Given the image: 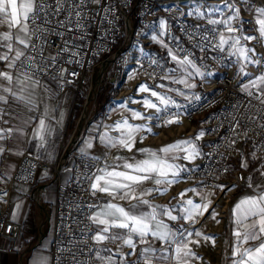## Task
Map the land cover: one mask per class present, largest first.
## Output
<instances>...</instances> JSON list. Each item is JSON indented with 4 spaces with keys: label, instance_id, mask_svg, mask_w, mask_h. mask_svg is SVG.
<instances>
[{
    "label": "built area",
    "instance_id": "2783aa9c",
    "mask_svg": "<svg viewBox=\"0 0 264 264\" xmlns=\"http://www.w3.org/2000/svg\"><path fill=\"white\" fill-rule=\"evenodd\" d=\"M106 3L114 9V15L109 17L110 23L101 24L100 16L95 15L100 8L90 5L88 10L91 22L83 33L74 30L67 34L69 38H75L69 45L70 52L77 51L78 55L72 57L70 52L63 54L58 64L67 71L62 77L55 72L29 74L39 80L50 79L56 82L61 94L67 93L70 88L74 89L76 99H85V108H88L95 89L91 83L95 78V70L96 77L100 76V85L104 81L112 84L113 79H120L126 83L137 80L156 86H173L184 95L176 91L173 99L176 105H170L169 112H161L162 119L156 120V125L166 127L163 119H167L170 113H176L180 122L183 118L186 121H200L206 128L204 138L209 143L202 157L194 163H188L189 171L184 172L182 179L187 184L201 186L205 191L218 190V185L226 186L224 191L232 187H247L251 172L247 167H242V163L254 167L264 165V104L255 98L258 94L250 89L245 90L246 84L254 77L264 74V40L255 39L254 59H259L261 63L256 64L252 70L253 75H245L239 67V55L231 54L228 45L224 46L223 51L212 46L219 40L218 36L212 39L215 36L211 31L213 28L225 34L227 32L223 25H210L207 19H222L230 13L228 9L221 8L223 16L213 14L211 17L197 19L187 15L189 5L186 0H106ZM59 19H64V15ZM162 20L168 33L163 37V42L173 50L178 45L183 49L178 55L181 58L188 55L206 74L201 77L193 69H188L193 71L195 88L188 89L174 82L183 76V71L169 72V69L177 68L176 62L168 56V48L152 40L154 35L159 37ZM248 20L243 22L249 24ZM254 31V36L259 37L256 28ZM81 35L84 39H80ZM204 36L209 39H202ZM52 39L55 44H61L60 38ZM34 43L38 44L39 41ZM201 47H204V51H201ZM56 51L54 45L44 48L45 56L55 54ZM69 59L78 62L67 63ZM153 59L159 60L160 67L150 63ZM20 63L22 61L17 63L18 69ZM54 75L56 79L52 78ZM165 75L170 78L164 79ZM249 91L253 95L249 96ZM194 96H199V99H190ZM81 131L82 128L77 126L71 137L62 144L55 163L42 160L30 152L24 154L8 184L0 190V237L14 238L21 229V225L9 217L15 184L37 186L40 172L51 170L57 184L51 264H69L68 249L77 253L81 261L100 263L95 258V249L92 252L88 250L94 242L89 240L85 244L83 241L94 234L88 231L89 227L95 229L88 217L94 214L99 200L106 195L99 192L93 195L89 191V181L81 174L96 172L97 168L106 166L110 168L113 160L111 154L106 153L98 161H89L81 151L76 150L74 145ZM72 155L75 164L71 178L64 182L60 173ZM89 163L95 166L86 167Z\"/></svg>",
    "mask_w": 264,
    "mask_h": 264
},
{
    "label": "snow or ice",
    "instance_id": "6c2138e0",
    "mask_svg": "<svg viewBox=\"0 0 264 264\" xmlns=\"http://www.w3.org/2000/svg\"><path fill=\"white\" fill-rule=\"evenodd\" d=\"M241 2L247 6L249 0H241ZM186 3L189 5L188 16H195L197 19L211 17L213 14L223 16V11L219 5H209L206 3V0H186ZM223 3L224 8L229 10L230 15L222 19L209 18L207 19V23L210 25H223L226 32L232 35L226 38L224 32L213 28L211 31L215 33V36L212 39L218 36L219 40L218 43L212 46L223 51L224 46L228 45L232 50L231 54L239 55L248 63L260 64L261 61L259 59L254 60L249 56V53L255 54V49L241 45V41H252L258 38L264 40V7L254 9L258 17L256 23L259 25V37H257L244 34L240 8L237 6L235 0H231V2L230 0H223ZM90 5H96L100 8V11L96 12L95 15L100 16L101 24L111 22L109 17L114 15V9L110 4L106 3V0H19V2L18 0H0V25H6L9 29L7 32L0 33V48L7 49L6 52H0V61H8V69H17V63L22 61L20 69H23V71L20 74L24 77L21 80L19 77L14 78L9 71H0V122L4 124L9 122L3 119L5 115H8L4 106L9 104V98L26 104L33 102L32 95L36 87L40 86V81L29 73L38 72L45 74L55 72L62 77L63 73L67 71V69H61L58 64L63 54L70 52L69 45L75 39L69 38L67 34L74 30H80L83 33L87 24L91 22V13L88 10ZM61 15H64V19H59ZM181 15H184V13L181 12ZM234 21L235 25L233 24ZM160 25L161 31L159 37L154 35L152 36V40L161 43L162 47L168 48V45L163 42V37L168 34L165 22L163 20L160 21ZM197 27L199 26L197 25ZM12 29H15L14 34ZM60 29H63V31ZM236 33H239V35H236ZM53 37L60 38L61 44H55L52 39ZM171 38L174 40L179 39L178 37ZM80 39H84V36L81 35ZM202 39L207 40L209 37L204 36ZM13 40H15L17 45L23 46V50L19 47H14ZM34 41H39V43H34ZM53 45L57 49L56 53H49L45 56L44 48ZM197 46L200 47V45ZM76 47H79V45ZM141 51L143 50L141 49ZM181 51L183 49L178 45L175 50L168 48V56L177 64V68H172L168 71L175 73L178 70H182L185 78L174 82L183 84L188 89L195 88L196 85L194 83L188 82V77L193 75L188 69H193L195 74L201 77L206 74L200 70L188 55L181 58L178 55ZM201 51H204V47H201ZM13 52L15 53L14 56L10 55ZM70 55L76 57L78 52L71 51ZM37 57H39V62L37 61ZM66 62L73 63L78 61L69 59ZM150 63L160 67L159 60L153 59L150 60ZM20 69H17V71H20ZM241 71H243V67ZM71 74L75 75V73ZM244 74L248 75L246 72ZM52 78L56 79L57 77L54 75ZM163 78L169 79L170 77L165 75ZM13 83L17 86L18 91L13 90ZM250 84L252 87H264V74L258 76ZM159 87L164 86L159 85ZM248 87L247 85L245 86L246 91ZM138 91H150L151 96L159 100V105L145 98L143 101L145 107L155 109V113L145 117L138 111H132L133 119L161 120L160 113L169 112V106L176 105V101L171 97L151 90L146 84H141ZM176 91L180 95H184L183 92ZM26 92L27 95L25 94ZM248 95L251 96L253 93L249 91ZM255 98L264 104V91H261ZM190 99H199V96L190 97ZM178 122L176 113H170L167 119H163L165 126ZM106 129L118 131L119 135L112 136L106 130L98 137L100 143L105 148H123L129 152L135 147L138 133L145 129L149 133L152 132L150 125L130 124L127 119H124L122 122L117 121L114 126H106ZM15 131H18V129L0 128V156L5 151L11 152L10 149L4 146L3 141L10 139ZM50 134L51 129L46 125L44 119H40L36 132V135L39 136L40 147H44L46 136ZM203 135V131L199 132L196 139H200ZM144 138L143 136L140 137L141 140ZM92 147L91 140L87 141L85 147L81 149V153L85 157H88L89 161H98L100 159L98 156H89L87 152V149H91ZM137 151L143 154L142 159H135L133 157L131 162L125 159L124 163L120 166H110L111 170L106 166L105 168H97L96 172L81 174L84 179L89 181V191L93 195L99 192L107 194L112 199L118 197L121 200L136 201V203L130 204L127 209L109 201L99 212L89 216L88 218L92 225L95 226V229L89 227L88 231L94 232V234L88 236V239L83 242L85 244H88L89 240L94 242L93 245L89 246L88 250L92 252L95 249V258L100 264H154V258L157 257L158 253H161L159 258L171 260L173 264H190L192 258L199 259V257H197V254L192 251L189 245L200 243V240H191L190 238L193 235L201 237L203 233L200 231L173 230L160 217L167 216L172 221L183 219L186 222L194 224L197 222V217L202 218L206 213H209L212 203L209 197L213 193L205 195L197 193V195H200L201 202L195 203L192 199L183 200L186 191L195 192V189H187L185 192H181L180 215H173L175 206L170 208L168 205H153L148 199H144L143 197L153 192L158 194L167 192L168 186L179 182L182 172L189 171L186 167H181L170 162L181 158L176 155L177 152H184L185 155L182 158L189 161L195 160L200 155V152L192 140H178L158 150L140 148ZM16 154L22 155V153ZM117 159L124 158L118 157ZM85 166L94 167L95 165L89 163ZM118 167H122L124 170H117ZM242 167H247V164L242 163ZM3 178H5L4 174H0V179ZM147 181H151L156 187L143 189L139 195H136V189ZM249 186H252L251 177H249ZM217 187L221 191H224L226 186L218 185ZM256 191V195L241 198L235 204L233 208L234 222L238 226L243 224L244 221L251 222L245 224L246 230L243 233L237 230L234 231L233 235L238 244H244L250 240L259 241V243L246 248L234 247L233 256H239V259L233 260V264H264V188L257 185ZM3 195H6V193H3ZM142 206H147L150 210H142ZM16 207L18 209L19 205ZM89 207H94V205H90ZM117 229L121 231H115ZM149 237L152 240L160 241L164 245L170 246L172 248V255L165 254L168 252L167 247L162 250L153 247L149 241ZM204 240H212V243H215L210 236H204ZM109 241L117 244L115 253L111 249L102 247L105 242ZM138 246L139 251H137ZM125 247L129 249L126 253L122 251ZM68 252L70 254L69 264H91L90 260L81 261L78 259V254L73 253L71 249H68ZM102 253H110V255L105 256ZM117 257H119V260ZM132 257H136V259L131 260ZM36 264H44V262L42 259H38Z\"/></svg>",
    "mask_w": 264,
    "mask_h": 264
},
{
    "label": "crops",
    "instance_id": "0c3cea01",
    "mask_svg": "<svg viewBox=\"0 0 264 264\" xmlns=\"http://www.w3.org/2000/svg\"><path fill=\"white\" fill-rule=\"evenodd\" d=\"M19 2V0H18ZM212 3L211 1H209ZM235 23V22H234ZM9 31L6 25H0V33ZM13 34L15 33V29H12ZM232 35L226 33L225 36ZM236 35H239L237 33ZM245 40L241 41V45H244ZM14 47H19L23 50V46L17 45L15 40H13ZM7 49L0 48V52H6ZM14 52L10 55L14 56ZM8 61H0V71H9L13 75V77H19L21 80L24 77L20 74L21 71H17V69H8L7 68ZM241 63V64H240ZM246 62L244 59L239 56V66L243 67V72L247 73L248 69L244 67ZM193 73V71L189 70ZM194 75V74H193ZM188 77V82L193 83L192 78ZM185 78L183 74L182 77L178 78L176 81ZM36 79V78H35ZM39 80V79H38ZM253 80V79H252ZM251 80V81H252ZM40 86L36 87L34 94L32 95V103L26 104L24 102H17L9 98V104L4 106L8 115L3 117L4 120H8L7 124L0 122V128H13L18 129L12 134L10 139H6L3 141L4 146L7 149H10L11 152L5 151L2 156H0V174H4L3 179H0V190L3 189L11 179L10 177L14 173V170L18 166V162L20 158L30 152L38 155L42 160H45L50 163H55L57 160L59 151L61 150L62 144L67 141L72 132L80 126L82 128V134L78 141L75 143L74 147L76 150L81 151L82 148L85 147L87 141L91 140L93 147L91 149H87V152L91 156H98L101 158L106 153H110L112 156V165L120 166L124 163L125 159L128 162H131V159L134 157L135 159H142L143 154L137 151L140 148H149V149H160L161 147L175 143L178 140H192L195 147L199 150L200 155L196 157L195 160L189 161L185 160L182 157L185 155L184 152H177L176 155L181 157L180 159H176L174 161H170L181 167L188 166V163L196 162L200 157H202L209 145L208 140L204 138V135L200 139H196L199 132L203 131L205 134L206 128L204 125L200 123V121H186L183 120L178 123H173L166 127H158L152 128V132L149 133L146 129L142 130L136 136V144L131 152L123 148H105L103 144L99 141V135L104 133L106 130L109 131V134L112 136H118L119 132L106 129V126L112 125L114 126L117 121H123L127 119L130 124H146L152 125V123L148 122L146 119H133L132 118V105L130 103L124 104L120 103L123 96V92L119 94L117 99L111 98L107 106L104 108V112H101L97 116L90 121H87L83 125H78L79 120L73 118L74 109L80 105L82 99H76L74 89L70 88V90L61 94L59 90H57L56 82L50 79H40ZM6 83V82H5ZM132 84V83H131ZM130 84V86H131ZM180 84V83H179ZM102 85V84H101ZM106 85H109L110 88L117 87L120 90L125 89L126 82L121 81L120 79L112 80V84H105V91H107ZM184 86L183 84H180ZM248 89L252 90V86L250 83L246 84ZM13 90L18 91L15 83L12 85ZM264 88V87H261ZM253 91V90H252ZM254 92V91H253ZM27 95V92L25 93ZM143 95L150 96V92H142L136 97L141 98ZM163 95L171 97L172 99L176 96V90L173 86L164 85L163 87ZM143 99H135L134 101L138 104L142 105V109H147L145 115H153L155 113V109L146 108ZM83 101V100H82ZM81 107H84V101L82 102ZM79 107V108H81ZM85 109V108H84ZM84 113L82 111L81 117H84ZM80 118V117H79ZM44 119L46 125L51 129V134L46 136V142L44 147H40L39 136L36 135L37 128L39 126V120ZM155 121V122H154ZM151 122L156 123V120H152ZM67 135H69L68 138ZM145 137L143 140L140 137ZM16 153H22V155H17ZM118 157L124 159H117ZM74 157L73 155L69 157L67 166L61 171L60 176L62 181L66 182L71 178L72 169L74 166ZM111 170V167L109 168ZM117 170H124L122 167H118ZM185 173H181V178L179 182L174 183L171 186H168V191L163 194H158L153 192L150 195H146L143 198L148 199L153 205H168L170 208L175 206V211H173V215H180L181 212V192H185L187 189H195L196 191H186L183 197V200L192 199L195 203H200L201 195H205L208 193H213L209 197L212 203L209 208V212L212 209L216 199L218 196L216 195L217 190L215 191H205L202 190L199 185L187 184L182 176ZM40 181L37 186H25L22 184H15L14 191L11 195L10 201V213L9 217L12 221L18 222L21 225V229L16 234L14 238H8L5 236L0 237V264H36L38 259H42L44 264H51V245L54 239V227H55V206L54 203L56 201L57 196V184L55 183L51 170H43L39 174ZM251 187L247 186V188L240 189L233 194L230 198V203L228 206V210L225 216V219H222V223L224 222L223 230L222 223L220 228L219 238H214V241H217L216 248H211L209 251L208 258L210 259V264H233V260L239 259V256H233V248L234 247H251L252 245H257L259 241H248L244 244H238L236 238L234 237V231L239 230L243 233L245 229V224L250 223L251 221H244L243 224L239 226L234 222L233 208L235 204L246 196L256 195V186L260 185L264 188V180L254 181L251 183ZM156 187L151 181L145 182L142 186L136 189V195H139L140 191L143 189H151ZM104 194V193H103ZM103 196L99 202L98 206L94 213L99 212L101 208L107 204L109 201L119 204L126 209L132 203H136V201L124 199L121 200L118 197L116 199H112L107 194ZM17 205L19 208L17 209ZM142 210H150L147 206H142ZM208 217V213L205 214L204 217H197L196 223L186 222L183 219H179L177 221L169 220L167 216H161L166 224L169 225L173 230L178 231H198L200 228L204 227L205 220ZM183 226V227H181ZM120 232L121 230H115ZM191 240L195 239V235H193ZM149 241L152 246L157 249H163L165 247L168 248V252L166 255H172V248L170 246L164 245L160 241L152 240L149 237ZM204 242L205 240L202 239ZM207 244L208 241H206ZM119 243V242H117ZM192 251L197 254L196 248L193 247V244L189 245ZM103 248L111 249L113 253L117 250V244L112 242H105L102 246ZM123 252L129 251L126 247L122 249ZM137 251H139V246ZM107 256L110 253H102ZM161 253L157 254V257L154 258V264H173L171 260H164L159 258ZM198 257V256H197ZM119 260V257H117ZM136 259V257H132L131 260ZM199 259L192 258L190 264H198ZM100 264V263H99Z\"/></svg>",
    "mask_w": 264,
    "mask_h": 264
},
{
    "label": "rangeland",
    "instance_id": "374dc122",
    "mask_svg": "<svg viewBox=\"0 0 264 264\" xmlns=\"http://www.w3.org/2000/svg\"><path fill=\"white\" fill-rule=\"evenodd\" d=\"M209 1H211V2L213 1V2L210 3ZM235 2L237 4V6L240 8V15L242 17V22L246 21V19L249 18V20H248L249 24H245L243 22L244 34L245 35H253V36L256 35L254 28L257 29V33H258L259 25L256 23V20L258 17H257V14L254 12V9L257 7H264V0H249V3L247 6L244 5L241 2V0H235ZM206 3L209 5H212V6L219 5L220 8L224 7L223 0H206ZM228 15H230V13ZM224 17H226V16H223L222 18H224ZM245 42L246 43H244V46L249 47V48H254L255 40H252V41H246L245 40ZM249 56H251L254 59V55L252 53H249ZM244 62H246V65H244V67H246V69H248V71H247L248 75H250V76L253 75L252 70L255 68L256 64L255 63H248L245 60H244ZM96 75L97 74H96V70H95V78H94L93 82H91L95 89L93 91V94H92V97L90 100V104L88 105V108L87 107L85 108V106L81 107V104H83L82 102L85 100V99H82L83 101L82 100L79 101L80 105L78 106V111L76 113L74 112L73 118H75L76 120H79L80 118H82L81 120H79L80 121L79 125H83L85 123L86 119L88 121H90L94 118V116L96 114H100L101 112H104V108H105V106H107V103H109L110 99L111 98L117 99L119 94L121 93V91L123 92L122 94L125 97H123L121 99L120 103H124V104L130 103V105H132L131 106L132 109H134L135 111H138L140 113L147 112L148 110L144 109V108L142 109L141 108L142 105L136 103L134 101L135 99L140 100L143 98H147V99L151 100L153 103H157L159 105V100L156 97H152L151 95L150 96L143 95L141 98L136 97V95H139L142 93V92L138 91L137 89H139V86L141 84H145L144 82L141 83V82L137 81L135 83L136 86H134V84L132 83L131 87H130V82H128V83H126L127 85L124 86L125 89L122 88V90H120L117 87L110 88L109 85H106V87L109 89H107V91H105L104 85L106 84V82L104 81L102 83V85H100V81H101L100 76L96 77ZM261 75L262 74H260L258 76H261ZM257 77H254L253 80H255ZM107 84H109V83H107ZM146 85H148L151 90L157 91L163 95V87H159V85L156 86V85H151V84H146ZM252 90L254 91V93L259 94L261 91H264V88L253 87ZM79 107H81V108H79ZM82 111L85 112L84 117L80 116L82 114ZM143 115L146 117L149 114L145 115V113H144ZM148 122L153 124V126L151 125L152 128L158 129L159 126H157L156 123H154L155 121L154 122L148 121ZM68 137H69V135H67L66 138H68ZM247 169L251 172V174H250L251 183L254 181H260L261 179L264 180V175H262V173H264V165H262L261 167H258V166L254 167L252 165L251 166L247 165ZM247 186H249V182H248ZM244 188H247V187L246 186L245 187H238L236 189H234L232 187V188H230V190L226 189L227 191L225 190V192L221 191V189L217 190L216 195L219 197V199L217 201H215L212 209L208 213V217L205 220L204 227H202L198 230L201 233H203V236H201V237L195 236V239H194V240H200L199 244L193 243V247L196 248L197 256L199 257L198 264H210V259L208 258L209 251H211V248H213V249L216 248L217 241H215V243L213 244L212 240H208L209 244H207L206 240L203 242L202 239H204V236H210L213 238V240H214V238H219V234L221 233L219 230H220V228L223 230V227H224V222L222 223V227H220L221 224L219 225V221H220V219H223V218L225 219V216L223 217V215H226V213H227L228 206L230 203V198L233 196V194L235 192H237L240 189H244ZM224 194H227L226 198L223 197Z\"/></svg>",
    "mask_w": 264,
    "mask_h": 264
},
{
    "label": "bare ground",
    "instance_id": "6f19581e",
    "mask_svg": "<svg viewBox=\"0 0 264 264\" xmlns=\"http://www.w3.org/2000/svg\"><path fill=\"white\" fill-rule=\"evenodd\" d=\"M136 82H137V80H132V81L130 82V84L133 83L134 86H136V85H135ZM130 87H131V86H130ZM137 90H138V89H137ZM226 191H227V190H226ZM223 192H225V191H223ZM223 192H222V193H223ZM227 194H228V193H227ZM227 194H224L223 197L226 198V197H227ZM218 199H219V197H218L216 200H218ZM218 202H219V201H218ZM221 223H222V219H220V221H219V225H220Z\"/></svg>",
    "mask_w": 264,
    "mask_h": 264
},
{
    "label": "trees",
    "instance_id": "16d2710c",
    "mask_svg": "<svg viewBox=\"0 0 264 264\" xmlns=\"http://www.w3.org/2000/svg\"><path fill=\"white\" fill-rule=\"evenodd\" d=\"M78 111V108L76 107L75 109H74V112L76 113ZM98 114H96L95 116H97Z\"/></svg>",
    "mask_w": 264,
    "mask_h": 264
}]
</instances>
